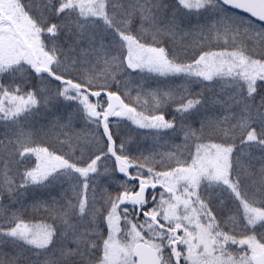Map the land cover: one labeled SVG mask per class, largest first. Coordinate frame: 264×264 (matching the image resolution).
<instances>
[{
  "label": "snow or ice",
  "instance_id": "snow-or-ice-1",
  "mask_svg": "<svg viewBox=\"0 0 264 264\" xmlns=\"http://www.w3.org/2000/svg\"><path fill=\"white\" fill-rule=\"evenodd\" d=\"M0 264H264V0H0Z\"/></svg>",
  "mask_w": 264,
  "mask_h": 264
}]
</instances>
